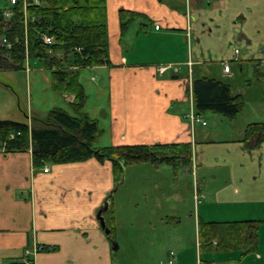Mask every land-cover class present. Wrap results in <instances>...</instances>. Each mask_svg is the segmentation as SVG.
I'll list each match as a JSON object with an SVG mask.
<instances>
[{
    "label": "crops",
    "instance_id": "1",
    "mask_svg": "<svg viewBox=\"0 0 264 264\" xmlns=\"http://www.w3.org/2000/svg\"><path fill=\"white\" fill-rule=\"evenodd\" d=\"M105 3L111 66L78 71L86 94L83 112L96 121L100 131L96 146L189 143L191 166L183 173L193 172L195 203L201 199L210 202L203 205L201 212L198 210L192 221L194 241L169 251L175 253V264H214L219 257L236 263L239 259H230L237 256L235 253L200 251L198 222L219 221L215 215L227 219L222 221L257 220L261 221L259 236L262 234L264 183L252 185L250 181L256 175H264V142L248 149L242 141L249 124L264 123V102L254 104L258 108L254 114L247 110L243 96L236 95L244 102L241 112L234 118L217 117L229 119L226 122L238 137L234 140L214 141L210 128L198 131L196 137L197 124L191 125L184 115L189 96L193 97L195 79L224 83L223 79L230 81L234 77L233 63L241 72L244 62H252L260 77L258 82L263 80L264 0H106ZM120 10L137 14L124 32ZM234 50L239 53L235 55ZM225 62L230 64L229 74L223 72ZM168 64L176 65L179 71L157 73V67ZM214 66L221 68L219 78L210 69ZM14 73L0 76V120L31 125L57 108L74 116L70 107L74 95L53 91L48 70L32 62L17 72L19 75ZM20 83L24 85L26 102ZM229 89L234 96L230 86ZM91 95L97 101L93 108L89 106ZM199 113L206 125H198L208 127L206 113ZM231 143L233 148L227 149L236 154L234 160L227 161L224 147ZM199 166L232 168L236 172H231L233 181L229 177L207 195L198 185ZM43 167L48 171L44 172ZM43 167L33 166L30 151H0V264H20L25 249L33 244L47 248L31 256L33 264H115L120 248L117 239L124 225L132 223L130 214L136 212L135 223L142 225L144 215L138 214V201L146 199L145 189L135 191L126 185L127 179L117 185L108 160L99 163L91 158L78 163H47ZM160 167L164 171L172 168L167 164L157 166ZM171 170V175L178 174L179 169ZM105 205L107 210L99 214ZM110 211L113 226L109 222ZM157 212L158 229L154 230L160 232L161 249V206ZM99 215L104 218L108 233L101 227ZM171 216L176 219V213ZM136 238L142 240L141 235ZM260 246L259 237L258 249ZM204 252L211 259L203 261ZM255 255L260 257L258 253Z\"/></svg>",
    "mask_w": 264,
    "mask_h": 264
},
{
    "label": "trees",
    "instance_id": "2",
    "mask_svg": "<svg viewBox=\"0 0 264 264\" xmlns=\"http://www.w3.org/2000/svg\"><path fill=\"white\" fill-rule=\"evenodd\" d=\"M105 2L17 0L10 8L0 9V72L23 71L34 62L49 71L53 91L74 95L70 105L74 116L57 108L49 111L44 120L31 125L0 120V151H30L35 168L91 158L99 163L108 160L117 185L131 164L149 162L156 167L167 164L174 170L189 168V143L96 146L100 131L96 121L83 112L86 94L78 80V71L111 66ZM6 10L10 11L8 18ZM119 16L124 32L137 14L120 10ZM43 36L51 37L52 44H45ZM193 99L198 112L212 111L229 118L241 112L244 105L239 96L231 95L228 85L208 78L193 81ZM242 142L248 149L259 147L264 142V123L249 124ZM109 213L113 226V215ZM260 223L199 220L200 251H237L241 257L254 254L259 246Z\"/></svg>",
    "mask_w": 264,
    "mask_h": 264
},
{
    "label": "rangeland",
    "instance_id": "3",
    "mask_svg": "<svg viewBox=\"0 0 264 264\" xmlns=\"http://www.w3.org/2000/svg\"><path fill=\"white\" fill-rule=\"evenodd\" d=\"M8 8H10L8 2L6 3V0H0V9L5 10ZM57 55L60 56V53H57ZM243 64L244 68L240 72L237 65L233 63L232 71L234 77L230 81L229 79H223V82L230 86L234 96H243L245 104L248 105L247 110L249 109V112L253 113L256 108V106L254 108V104L260 101L264 102V77L262 81L258 82L260 77L256 71L254 63L244 62ZM210 69L214 72L213 76L219 78L217 76L219 69L221 68L214 66ZM17 72L19 71H16L14 75L20 74ZM12 73L13 72H0V76L4 78L5 75H11ZM93 77L94 80H97L96 75H93ZM20 86L22 88V99L26 102L24 85L20 83ZM96 102L94 96H89V106L91 108H93ZM256 109L258 110V108ZM204 113H206L205 117L207 118L209 125L208 127H202L198 124L195 125L196 137L198 131L202 133V129L206 130L207 128H210L213 130L211 139L214 141L234 140L233 138H238L237 133H234L233 128L228 125V122H226V120L229 119L224 120L225 118H217L224 117V115L212 111H206ZM255 113L256 112H254V114ZM211 114L215 115V118L210 116ZM225 117L229 118L227 116ZM220 119H223L224 122ZM198 136L200 137V134H198ZM232 145L233 143L224 147L226 152L224 160H234V154L236 153H229L227 149L231 148ZM197 147H199V145H197ZM157 169L156 166L149 162L131 164L126 167L123 177V179H127L126 185L130 186L135 191H138L141 188L145 189L144 194L146 195V199L138 201L140 204L138 207L140 213L138 214L142 216L144 215V217H142V225H138V223H135L136 212L135 214H130L132 216V220H130L132 223L124 225L125 228L117 239L120 243V248L115 257V264H159L160 258L161 260H166L165 255L170 248L176 250V246H189L190 242L194 241L192 234V221H194V217L198 210L201 212L204 208L203 205L210 202V200L203 202V199H201L199 203H195L193 197V172H187V174L184 175L183 170H188L186 167L180 168L177 171L178 174L175 176L171 175L173 171L171 170L172 168H168L169 170L166 169V171L162 170L163 168L161 167L160 169ZM232 170L236 172V170L232 168L231 170L222 167L205 169L204 167L201 168L199 166L198 185L200 190L206 192L207 195H210L215 188L217 189L222 186L225 180H229V177V181H233L231 180L233 179L231 178ZM169 171H171V173ZM256 176V178L252 177L250 183L252 185L263 184L264 175L262 176V174H259ZM203 188L204 190H202ZM159 206H161V230L159 229L161 231V249L159 248L160 232L154 230V228L158 229L156 226H158L157 210ZM175 213L176 219H173L174 217L171 215ZM165 216L170 217L166 218ZM214 218L215 220H219L215 222L227 220L216 215ZM261 232L262 234L259 236L261 246L256 252V254L258 253L260 255L259 258L256 257L255 253L241 258L238 256L239 254L237 252H231L235 253L237 256L230 259H239L238 261H234L236 263L221 260L229 258L219 257L218 259H215L216 261H214V264H264V229H261ZM137 235H141L142 240L137 239ZM208 256V253L204 252L202 254V260L208 261L211 259Z\"/></svg>",
    "mask_w": 264,
    "mask_h": 264
},
{
    "label": "built area",
    "instance_id": "4",
    "mask_svg": "<svg viewBox=\"0 0 264 264\" xmlns=\"http://www.w3.org/2000/svg\"><path fill=\"white\" fill-rule=\"evenodd\" d=\"M8 1L10 5H14L17 0H8ZM5 17L6 18L10 17V12H6ZM158 27L159 26H156L155 28L158 29ZM43 41L45 44H52L53 39L48 36H43ZM3 42L4 41H2V43ZM238 53H239L238 50H234L235 55H237ZM188 64L190 65L191 63L188 62ZM156 70H157V73H159L160 75L168 70L172 71L173 73H177L179 71L178 67L173 64L159 66L156 68ZM229 71H230V64L229 62H225L223 64V72L225 74H229ZM188 100H189V107H188L186 114L184 115L185 119H187L191 125L201 124L202 126H205L206 121L203 119L201 114L196 110L192 95L189 96ZM43 171L47 172L48 169L46 167H43ZM46 249L47 248L42 245H37V244L31 245L30 247L25 249L23 253V258L21 259L20 264H33L31 260V256L35 255L36 253L40 251H44ZM175 263H176L175 253L173 251H169L167 254V259L165 261L164 260L161 261L159 264H175Z\"/></svg>",
    "mask_w": 264,
    "mask_h": 264
},
{
    "label": "water",
    "instance_id": "5",
    "mask_svg": "<svg viewBox=\"0 0 264 264\" xmlns=\"http://www.w3.org/2000/svg\"><path fill=\"white\" fill-rule=\"evenodd\" d=\"M106 210H107V205H105V208H102L99 214H101L102 212H105ZM99 220H100L101 227L105 230L106 233H108L109 231L108 229H106L104 218L99 215Z\"/></svg>",
    "mask_w": 264,
    "mask_h": 264
}]
</instances>
